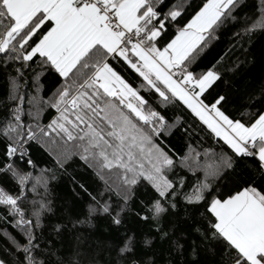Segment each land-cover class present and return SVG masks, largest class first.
Masks as SVG:
<instances>
[{"label":"snow or ice","instance_id":"1","mask_svg":"<svg viewBox=\"0 0 264 264\" xmlns=\"http://www.w3.org/2000/svg\"><path fill=\"white\" fill-rule=\"evenodd\" d=\"M257 35L264 0H0V264H264Z\"/></svg>","mask_w":264,"mask_h":264},{"label":"trees","instance_id":"2","mask_svg":"<svg viewBox=\"0 0 264 264\" xmlns=\"http://www.w3.org/2000/svg\"><path fill=\"white\" fill-rule=\"evenodd\" d=\"M250 3H259V0H249ZM193 4L199 3V0H192ZM231 37L228 34L227 30H225L224 33L221 34V41L223 42L221 44V48H226L228 46V43L230 41ZM253 55L259 56L260 52L264 50V37H261L257 35L253 41ZM204 63H207V59L204 60ZM241 76L247 77L249 79L253 77L259 76V67L253 68L250 72L246 69L244 72L241 73ZM239 80V78H237ZM6 91V85L4 78L0 76V99H3L4 93ZM242 103L241 98L237 97L232 105V109L235 110V108L239 107ZM3 117L0 116V119ZM48 115L45 114L43 122H47ZM35 158L39 162L40 167L44 166H50L51 164V157L47 155L46 152H44L43 149H40L39 151L35 152ZM91 190V189H90ZM71 196V185L67 184L66 182H57L55 186V190L53 192V199L55 201V206L57 209L63 210L66 208L65 201L68 200ZM83 202H81L82 204ZM83 209L81 205L75 206L76 212H81ZM128 227L135 230L137 233L141 231H147L146 226L139 224L135 221L129 220ZM116 233L111 232L108 229L107 222L106 221H99L97 223L96 229L92 233V238L89 241V243H93L95 241H106L116 238ZM2 247V245H0Z\"/></svg>","mask_w":264,"mask_h":264}]
</instances>
